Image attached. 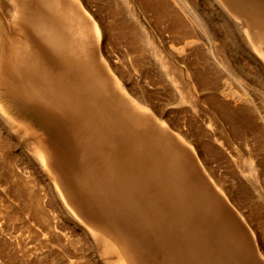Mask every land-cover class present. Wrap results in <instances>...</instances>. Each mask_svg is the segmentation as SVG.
Returning <instances> with one entry per match:
<instances>
[{"label": "rangeland", "instance_id": "1", "mask_svg": "<svg viewBox=\"0 0 264 264\" xmlns=\"http://www.w3.org/2000/svg\"><path fill=\"white\" fill-rule=\"evenodd\" d=\"M58 1L0 7V104L12 120L0 116V264H264V0H198L224 29L226 49L213 50L226 69L177 0H129L134 19L122 0ZM173 13L185 36L164 28ZM69 14L81 31L63 48L41 29H67ZM191 39L204 56L196 82L170 53ZM113 77L154 108L135 109ZM207 95L252 113L210 120Z\"/></svg>", "mask_w": 264, "mask_h": 264}, {"label": "bare ground", "instance_id": "2", "mask_svg": "<svg viewBox=\"0 0 264 264\" xmlns=\"http://www.w3.org/2000/svg\"><path fill=\"white\" fill-rule=\"evenodd\" d=\"M12 1L13 0H0V7H4L5 6V8H6V6H7V4H9L10 5V7L12 6L11 5V3H12ZM75 1V0H74ZM134 1V0H133ZM21 2H23V1H21ZM20 2V3H21ZM47 2L49 3V4H54L55 6L54 7H57V6H59V1L58 0H47ZM76 2V1H75ZM122 2H123V4L125 5V7L128 9V11L130 12V14H131V17L134 19L135 17V15H134V8H133V5L131 4V2L129 1V0H122ZM138 2H140L141 3V1L140 0H138ZM143 3H144V1H142ZM177 2L178 3H180L181 5H183V8H184V10H185V13L187 14V16H188V18H189V20H190V22H191V24L194 26V28H196L200 33H202L207 39H208V41H209V43H210V45L212 46V49L210 50L211 51V53H214V56L216 57V60L217 61H215V62H217V64L219 65H221L223 68H225L226 69V65L224 64V61H223V59L222 58H219V59H217V56H216V54H215V52H214V50H213V47H215V48H217V49H220V47L222 46L224 49H226V46H225V42H224V39L221 37L222 36V29L217 25V23L215 22L214 24L213 23H209V21H207V18L206 17H204L203 16V14L200 12V10L199 9H197V4H198V0L197 1H195V0H186V2H185V0H177ZM137 3V2H136ZM218 3V2H217ZM17 4V3H16ZM15 4V5H16ZM84 4V3H83ZM200 4V3H199ZM57 5V6H56ZM139 5V4H138ZM141 5V4H140ZM144 5H145V3H144ZM201 5H202V3H201ZM200 5V6H201ZM142 6H140V8H141ZM12 14L14 13V12H16V7L15 6H12ZM22 8H23V6L21 7V10H22ZM142 8H144V6L142 7ZM141 8V9H142ZM172 9V8H171ZM8 10V9H7ZM88 11V10H87ZM220 11V10H219ZM217 12V11H216ZM215 12V13H216ZM18 13V12H17ZM16 13V14H17ZM20 13V12H19ZM163 13H165V11L163 12ZM15 14V15H16ZM174 14V15H173ZM172 14V16L170 15H167V14H163V16L161 17V20H162V22H163V24H164V28L165 27H167V28H169L170 29V33H171V36H174V38L175 37H182V36H185L184 35V33H185V23H184V21L182 20L183 18L181 17V15L179 14V13H173ZM219 14V13H218ZM162 15V14H161ZM7 16V15H6ZM17 16V15H16ZM214 16V15H213ZM68 22H63L64 24H68L67 25V29H64L63 27H62V29H61V31H59V32H57L56 30H54V31H56L55 33L52 31V28H47L46 26H43L42 27V31H44L45 33H46V35L49 37V39L50 40H52V41H54V43L56 44V45H58V46H61V47H67V46H69L70 45V43H72L73 41H71L70 39H69V37L72 39V40H75L74 39V35L75 34H79L80 33V31H81V26H79V24L80 23H78V21H76L74 18H73V15H68ZM10 18V17H9ZM95 18V17H94ZM102 18V17H101ZM70 19H73V20H70ZM96 19H98V18H96ZM215 19V18H214ZM213 19V20H214ZM100 20V19H99ZM98 20V21H99ZM156 21V20H155ZM102 22V21H101ZM105 22V21H104ZM156 22H158V21H156ZM50 23V22H49ZM92 23V30H93V32L95 33V35H96V38H97V41H99V42H102L101 41V39H104L103 38V36H104V33H103V25H102V23H101V25L103 26V27H101V25H98L97 24V22H96V20H94L93 19V22H91ZM84 23H82V25H83ZM154 24V23H153ZM162 24V25H163ZM232 25V28H233V30L232 31H235V36H236V38H237V40H239V44H240V48L242 47V48H244V50L246 51L245 52V54L246 53H248L249 54V52H251L250 51V49L248 48V41H246V40H248L247 39V37H245L244 36V30H242L241 29V27L240 26H238V22H237V24L236 23H233V24H231ZM230 25V26H231ZM240 25V24H239ZM229 26V25H228ZM227 26V27H228ZM229 26V27H230ZM85 27H87V26H85V24H84V27L83 28H85ZM228 27V28H229ZM91 29V28H90ZM230 30V31H231ZM85 31H87V30H85ZM223 31H224V29H223ZM143 32H144V35L145 36H147V33L144 31V29H143ZM162 32H164V31H162ZM169 33V32H168ZM224 33V32H223ZM69 37H68V36ZM166 35V34H165ZM165 35L164 36H162V35H160V36H162V42H164V44L166 45V47L168 46L167 45V42L165 41ZM226 35V34H225ZM246 35V34H245ZM106 36V35H105ZM167 36V35H166ZM168 36H170L169 34H168ZM171 36H170V38H171ZM108 37V36H107ZM1 38V37H0ZM168 39H169V37H167ZM235 38V37H234ZM223 39V40H222ZM105 40V39H104ZM167 40V39H166ZM195 39H191V40H188V41H185L181 46H179V47H176V48H172L174 51H170V53H171V55L173 56V57H175L177 60H179V61H181V62H183L184 64H185V66H186V70H187V74L191 77V79L192 80H194L195 82H196V80H195V76H196V70H200L201 68H202V66H203V50L200 48V47H197V44H196V42L194 41ZM233 40V39H232ZM235 40V39H234ZM236 40V41H237ZM151 41V40H150ZM13 42V41H12ZM17 42V41H16ZM127 42V41H126ZM129 42V41H128ZM127 42V43H128ZM152 42V41H151ZM223 42H224V44H223ZM233 42V41H232ZM232 42H227V44L228 45H232L231 43ZM15 43V42H14ZM53 43V44H54ZM131 43V42H130ZM136 44V43H135ZM171 45V44H170ZM14 46V45H13ZM18 46H20V45H18ZM25 46V45H24ZM126 46V45H125ZM134 46V45H133ZM230 46H228V47H230ZM17 47V46H16ZM22 46H20V47H18V48H21ZM136 47V46H135ZM135 47H134V49H135ZM169 47V46H168ZM173 47V46H172ZM197 49H196V48ZM82 48V47H81ZM80 48V50H82ZM126 48V47H125ZM153 48V47H152ZM171 48V47H170ZM234 48V47H233ZM260 48V47H259ZM16 49V48H15ZM14 49V50H15ZM24 49H26V48H24ZM231 49H232V47H231ZM235 49V48H234ZM258 49V48H257ZM3 50V49H2ZM21 50H23V48L21 49ZM21 50H20V52H21ZM29 50V49H28ZM77 50V49H76ZM103 50V49H102ZM133 50V49H132ZM137 50V49H136ZM168 50V49H167ZM131 51V50H130ZM243 51V50H242ZM17 52V51H16ZM18 52H19V50H18ZM31 52V51H30ZM84 52H85V50H84ZM137 52V51H136ZM239 52H241V51H239ZM253 52V51H252ZM22 53V52H21ZM33 53V52H32ZM139 53V52H138ZM206 53V52H205ZM16 54H18V53H16ZM20 54V53H19ZM18 54V55H19ZM28 54V53H27ZM104 54V53H103ZM244 54V55H245ZM251 54V53H250ZM249 54V55H250ZM253 54V53H252ZM21 55V54H20ZM24 55H25V53H24ZM23 55V56H24ZM238 55V54H237ZM31 56H33V55H31ZM30 56V57H31ZM103 56V55H102ZM239 56V55H238ZM240 56H242V55H240ZM247 56V55H246ZM251 56V55H250ZM108 57V56H107ZM230 57V56H229ZM232 57V56H231ZM245 57V56H244ZM248 57V56H247ZM257 57V56H256ZM35 58V57H34ZM103 58V57H102ZM25 59V58H24ZM29 59V58H28ZM32 59V58H31ZM248 59V58H247ZM250 59V58H249ZM253 59V58H252ZM235 60V59H234ZM251 60V59H250ZM254 60V59H253ZM242 61V60H241ZM239 59H238V66H240L239 64H241V68L242 69H244V67L245 68H247V62H245L244 63V61H242L241 62ZM248 61V60H247ZM29 62V61H28ZM219 62V63H218ZM253 62H256V61H253ZM31 64H32V62H30ZM247 63V64H246ZM251 63V65H252V62H250ZM256 64H258V62H256ZM30 65V64H29ZM251 65H249V66H251ZM248 66V67H249ZM255 65L253 64L252 65V67H254ZM260 66V65H259ZM36 68V67H35ZM39 68V67H38ZM115 68H117V67H115ZM239 69H241L240 67H238ZM30 69V68H29ZM43 69V68H42ZM241 69V70H242ZM109 70V69H108ZM39 71V70H38ZM111 71V70H110ZM243 71V70H242ZM43 73V72H42ZM116 73V72H115ZM38 74V73H37ZM46 74V73H45ZM118 74V73H117ZM39 75H40V73H39ZM116 75V74H115ZM120 75V74H119ZM114 76V75H113ZM123 76V75H122ZM44 77V76H43ZM49 77V76H48ZM118 77V76H117ZM113 78H115V77H113ZM121 78V77H120ZM116 79V82H115V84H116V86L123 92V94L128 98V99H130L131 100V104L133 105V107L135 108V109H137V110H142V111H146L147 109H153L154 107L153 106H151V104L147 101L148 99H145L144 97H142V95L140 94V95H137L135 92H133L132 91V89H128L127 90V88L126 87H124V85L121 83V82H119V80L117 79V78H115ZM124 80H125V78H123ZM121 81V80H120ZM124 83V82H123ZM76 84V83H75ZM195 84V83H194ZM198 84V83H197ZM196 84V85H197ZM128 85V84H127ZM49 87V86H48ZM197 88H198V86H197ZM49 89V88H48ZM37 90V89H36ZM198 91H199V88L197 89ZM38 91H40V89L38 90ZM127 91H129V92H127ZM134 91H136V90H134ZM220 92L222 93V94H224V95H227V96H229V97H234V98H240V99H242L240 96H238L235 92H231V91H227V90H225V88H222V89H220ZM138 94H139V92H138ZM204 96V95H203ZM146 97V96H145ZM147 98V97H146ZM149 98V97H148ZM204 98V97H203ZM207 98L209 99V103H210V105H209V107L212 109L211 110V113H210V120H215L216 118L217 119H221V120H223L224 122H226L227 124L228 123H231L232 124V121L234 122V120H236V119H238L239 118V116L241 115L242 116V111L241 110H243V109H245V110H247V115L250 117V113H252V111H251V109L250 108H247V107H244V108H242L241 110H239V111H232V110H230L231 108L229 107V105H227L226 103H223V102H220V101H217V100H215V99H213V98H211V96L210 95H207ZM150 99V98H149ZM205 100V99H204ZM151 102H152V100H151ZM155 102V101H154ZM153 102V103H154ZM208 102V101H207ZM153 105V104H152ZM208 105V104H207ZM156 107V106H155ZM209 107H208V110H209ZM156 111V110H155ZM204 111V110H203ZM156 114L159 116V119H158V121H160V122H162V120L160 119V117H162V115H161V113H160V111L159 112H156ZM0 116H2L7 122H9L10 124L12 123V120H11V118H9L8 116H6V113H5V111L3 110V108H2V105L0 104ZM164 116V115H163ZM245 117V116H244ZM3 119V120H4ZM170 124H171V122L169 121V119L168 118H165ZM221 120H220V122H221ZM87 123V122H86ZM142 124V123H141ZM155 125V124H154ZM221 125H223V124H221ZM170 126H172V124L170 125ZM174 126V125H173ZM226 126H230V125H226ZM174 128H176L177 129V131H178V134H180V135H185V133H184V131H182V128H178V127H176V126H174ZM230 130H231V134L232 133H234L235 135H237V128H234V129H236V130H234V129H232V128H229ZM132 132H133V130H132ZM204 133H205V135L207 136V137H210V135H209V132L208 131H205L204 130ZM21 134V133H20ZM238 136V135H237ZM185 138V137H184ZM239 138V137H238ZM241 138V137H240ZM214 140V139H213ZM245 140V139H244ZM207 141L209 142H207V143H204V146H205V148H207V149H209V150H211L212 149V151L213 152H225L226 150L223 148V147H221V146H218L216 143H212L210 140H208V138H207ZM1 142V141H0ZM193 142V141H192ZM237 143V142H236ZM197 144V143H196ZM221 144V143H220ZM194 145V144H193ZM245 145V144H244ZM237 146H238V151L239 152H252L251 151V147L250 148H246L245 146H243V144H241L240 143V141L238 140V143H237ZM142 147V146H141ZM201 147V146H200ZM203 147V146H202ZM199 149V148H198ZM230 152H231V150H229ZM237 151V152H238ZM35 152L37 153V156H38V159H40V161L43 163L44 162V158H46V152H45V150H44V148L42 149V148H40V147H38V146H36L35 147ZM37 158V157H36ZM39 161V160H38ZM37 161V162H38ZM218 182V181H217ZM219 184V183H218ZM119 260L120 261H122L123 262V257H119ZM121 262V263H122Z\"/></svg>", "mask_w": 264, "mask_h": 264}]
</instances>
